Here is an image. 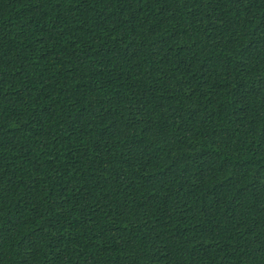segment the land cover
<instances>
[{"label": "trees", "instance_id": "16d2710c", "mask_svg": "<svg viewBox=\"0 0 264 264\" xmlns=\"http://www.w3.org/2000/svg\"><path fill=\"white\" fill-rule=\"evenodd\" d=\"M0 264H264V0H0Z\"/></svg>", "mask_w": 264, "mask_h": 264}]
</instances>
